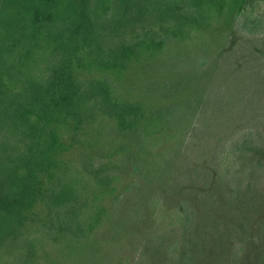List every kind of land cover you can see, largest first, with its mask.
Wrapping results in <instances>:
<instances>
[{
  "label": "rangeland",
  "instance_id": "obj_1",
  "mask_svg": "<svg viewBox=\"0 0 264 264\" xmlns=\"http://www.w3.org/2000/svg\"><path fill=\"white\" fill-rule=\"evenodd\" d=\"M177 1L170 20L196 15L193 0ZM165 8L0 0L6 91H23L28 77H63L71 49L89 52V40L69 39L82 17L107 44L147 41L118 76L73 69L82 89L106 79L113 98L141 102L145 117L122 127L96 104L95 86L81 128L70 118L59 127L70 144L52 174L39 175L42 198L4 231L0 264H264V0L215 4L198 23L180 15L179 36L160 18ZM0 141L5 154L24 143L12 122Z\"/></svg>",
  "mask_w": 264,
  "mask_h": 264
},
{
  "label": "trees",
  "instance_id": "obj_2",
  "mask_svg": "<svg viewBox=\"0 0 264 264\" xmlns=\"http://www.w3.org/2000/svg\"><path fill=\"white\" fill-rule=\"evenodd\" d=\"M237 1L193 0L196 15L191 16L186 11L181 14L177 13L173 17L178 18L170 20L169 17L176 13L180 5L177 0H162L166 8L164 12H160L159 16L169 22L166 28L172 31L170 34L179 36L178 34L183 32L180 15L184 19H193L198 23L200 17L205 18L204 11L215 4L222 9L225 4L233 5ZM131 4L132 1L128 3V5ZM69 31L70 40L81 37L89 40L92 46L91 50L86 53L79 52L76 48L69 51L62 66L63 77L57 78L53 74L45 79H38V81L28 77L23 91L14 87L6 91L8 85L0 81V128L12 122L13 126L19 130L22 142H24L21 143L22 148L16 151L13 149L12 154H5L6 144L0 141V239L12 223H22L37 198H42L41 194L43 195L44 192L39 175L48 174L50 176L51 170L55 169L54 167L60 160L62 150H66L70 144V141L60 138L59 127L64 126L65 121L70 118L73 128H81V124L88 116L85 102L88 101L89 95L97 90L96 85L100 90V99L96 104L109 116H113L122 127H130L137 123L140 117H145L141 102L113 98L109 92L110 84L106 79L89 80L87 88L82 89L84 81L74 75L73 69L96 66L110 69L118 73V76L131 56L141 55L140 46L147 41L118 39L107 44L104 41L105 37L98 38L99 26L87 23L83 17L82 20L70 26ZM149 43L145 49H158L163 45L162 40ZM71 54L75 55V64L71 62ZM242 73L244 74L245 71ZM2 159L10 163L6 164Z\"/></svg>",
  "mask_w": 264,
  "mask_h": 264
}]
</instances>
